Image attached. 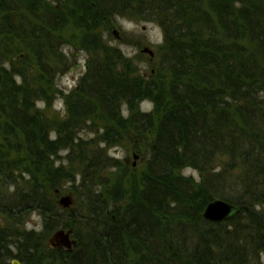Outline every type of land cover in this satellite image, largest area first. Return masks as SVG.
<instances>
[{"label": "trees", "instance_id": "16d2710c", "mask_svg": "<svg viewBox=\"0 0 264 264\" xmlns=\"http://www.w3.org/2000/svg\"><path fill=\"white\" fill-rule=\"evenodd\" d=\"M110 17L160 28L167 82L134 76L128 60L111 52L99 31ZM65 39L98 57L55 123L35 103L49 102L67 69ZM139 101L150 102L151 113L121 119L117 106L125 102L130 111ZM93 117L104 124L94 130L105 145L127 130L148 138L139 190L111 218L90 203L89 237L74 252L51 251L33 232L0 236V264H261L264 0H0V184L15 189L6 198L12 202L0 199L8 224L36 213L46 232L67 227L53 193L70 174L54 168L53 158L60 150L76 158L77 132ZM90 158L81 188L96 202L89 172L111 160L100 152ZM186 167L201 173L198 183L178 175ZM216 199L237 213L208 223L202 213Z\"/></svg>", "mask_w": 264, "mask_h": 264}, {"label": "rangeland", "instance_id": "374dc122", "mask_svg": "<svg viewBox=\"0 0 264 264\" xmlns=\"http://www.w3.org/2000/svg\"><path fill=\"white\" fill-rule=\"evenodd\" d=\"M64 2L66 3V1ZM99 31L104 36L103 41L105 45L111 48V52H118L128 60L126 65L134 76L143 80L152 79L158 81L157 79H160L159 81L163 80L167 82L168 73L162 66L163 35L155 23L127 18L111 20L110 17L107 19V25L102 29L100 28ZM113 31L116 32V36L113 35ZM65 40L62 52L66 56V60L64 61L67 69L55 80L52 87H50L49 102L37 101L35 103V108L55 123L65 119L69 102L74 101L76 94H79L83 89L82 83L89 70L91 60L98 57L91 52L83 51L71 45L72 42L68 39ZM144 50H148L152 56L148 52H144ZM88 101L91 103L90 100ZM117 107L120 110L119 115L121 119L126 120L129 119L131 112L138 113L139 115H149L153 106L148 101H139L131 106L130 111H128L130 107L125 102H121ZM92 116L95 115L93 114ZM91 120L92 123L88 122L86 124V126H89L88 128L84 125L77 132L76 137H78L80 143L72 151L76 158L71 160L72 154L69 153L68 155V152L61 150L53 158L54 168H61V170L59 169L61 172L70 174L68 180L61 182L59 180L58 187L53 193L55 204L61 211L60 220L67 226L60 230L65 233L70 232V240L75 243V246L71 247L69 253L76 251V247L84 236L89 237L86 218L89 216L87 213L90 211V203L93 207L97 203V206L102 207L104 215L111 218V212L113 210L116 208L124 209L129 205V200L132 198V195L139 190L142 174H144L149 164L150 144L145 135L139 137L134 133L132 134L130 130H127L123 138H118L115 142L105 145L99 138L100 133H97L99 130H94L99 128L98 125L104 124L100 120L98 122L96 117L91 118ZM47 135L51 141L55 137L52 131ZM97 152H100L105 159H110L111 166L89 172V176H92V178L88 179L87 188L88 190L96 191H94L96 202H90L86 192L81 188L82 171L88 168V163L92 160L90 158L91 155L94 156ZM80 157L82 158L79 159ZM85 157H89L90 161L89 159L87 160L88 162L84 161ZM200 174L195 169L186 167L180 170L178 175L192 183H198L202 178ZM19 182L17 186L21 187V189L24 188V185H22L24 181ZM116 184L118 188L113 189V186ZM14 192V188H3L0 184V199L1 197L3 200H6V198L11 199L13 198L12 195H14ZM61 197H69L70 199V204L66 209L60 207L58 204V200ZM6 201L12 202L13 200ZM65 214H70L72 217L69 218ZM22 231L33 232L39 235L38 238L48 248V240L56 230L52 233L46 232L42 218L36 213L25 215L19 221H12L9 224L0 215L1 237L9 235L12 239H17L20 238ZM6 244L9 245L10 242ZM56 249L68 252L61 247H54L50 250L55 251ZM10 250L12 252L15 251L14 248ZM258 257L259 262L264 264V255L259 254ZM12 261L14 260L11 259L9 264Z\"/></svg>", "mask_w": 264, "mask_h": 264}, {"label": "water", "instance_id": "95a60500", "mask_svg": "<svg viewBox=\"0 0 264 264\" xmlns=\"http://www.w3.org/2000/svg\"><path fill=\"white\" fill-rule=\"evenodd\" d=\"M113 35L116 36V32L113 31ZM150 56L152 54L148 50ZM58 204L62 208H67L70 204L69 197H61L58 200ZM237 213V209L232 205L225 203L220 200L212 201L208 203L203 211L202 217L205 221L209 223H222L227 221L230 217ZM70 232H64L62 230L56 231L48 240V246L50 249L54 247L64 248L66 251H70L72 246H75V243L70 240ZM12 264H19L16 261H12Z\"/></svg>", "mask_w": 264, "mask_h": 264}, {"label": "bare ground", "instance_id": "6f19581e", "mask_svg": "<svg viewBox=\"0 0 264 264\" xmlns=\"http://www.w3.org/2000/svg\"><path fill=\"white\" fill-rule=\"evenodd\" d=\"M54 0H52L51 2H53ZM217 200V199H216ZM216 200H213V201H216ZM220 201H222V200H220ZM212 202V201H211ZM223 202H225V201H223ZM210 203V202H209ZM225 203H227V202H225ZM229 204V203H228ZM231 205V204H230ZM233 206V205H232ZM234 207V206H233ZM115 208V207H114ZM235 215V214H234ZM231 218V217H230ZM229 218V219H230ZM60 229H58V230H56V231H59ZM55 231V232H56ZM48 248H49V246H48ZM50 249V248H49ZM14 261H16L17 263H19V264H21L18 260H16V259H13ZM11 264H12V262H11Z\"/></svg>", "mask_w": 264, "mask_h": 264}]
</instances>
